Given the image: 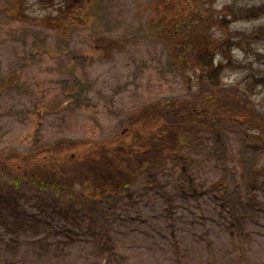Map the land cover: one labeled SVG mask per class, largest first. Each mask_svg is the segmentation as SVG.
Masks as SVG:
<instances>
[{
	"label": "rangeland",
	"instance_id": "1",
	"mask_svg": "<svg viewBox=\"0 0 264 264\" xmlns=\"http://www.w3.org/2000/svg\"><path fill=\"white\" fill-rule=\"evenodd\" d=\"M20 1L24 17L15 18L14 0H0V264H264V89L250 97L243 82L251 72L264 75V42L235 52L244 68L222 76L223 90L255 124L226 121L235 113L223 108L218 140L206 127L186 139L179 156L190 186L177 158L166 157L156 169L128 173V191L93 203L91 180L72 201L6 182L23 175L16 169L23 156L42 161L40 182L77 179L70 166L87 171L94 146L127 149L152 136L142 120L154 104L186 103L206 89L187 88L158 36L153 0H86L72 16L79 25L65 30L37 24L50 12ZM261 26L264 18L229 29ZM121 167L129 172L126 162Z\"/></svg>",
	"mask_w": 264,
	"mask_h": 264
},
{
	"label": "trees",
	"instance_id": "2",
	"mask_svg": "<svg viewBox=\"0 0 264 264\" xmlns=\"http://www.w3.org/2000/svg\"><path fill=\"white\" fill-rule=\"evenodd\" d=\"M32 1L39 8L50 12L44 17L37 18L36 23L57 30L71 29L79 25V22L72 17L75 9L87 1L91 2V0ZM215 1L153 0L152 2V10L159 29L158 36L169 45L170 58L186 77L187 88L192 91L194 88L203 87L206 89L205 92H201L197 98L186 103L173 100L154 104L152 111H148L142 120L145 128L149 126L146 131L152 130V136L144 134L143 138L136 139L133 145L126 146L127 149L114 147L110 143L94 146L95 155L93 158L87 157L89 158L87 163L90 165L87 171L83 172L77 164L70 166L75 169L76 174H80L77 179L64 178L54 182L45 179L44 182H40L36 174L45 168L42 161L38 163L35 157L23 156L20 158L19 165L16 166L18 171L24 172L23 175L13 177L10 174L11 179L6 184L15 190L28 188L40 192L49 188L56 197L61 193H67L71 199L76 187L83 189L86 182L91 185L89 181L93 180L95 192L90 193L88 199L95 203L97 196L128 191L132 185L128 173L131 175V173H145V171L156 169L163 158L167 157L177 158L182 166L183 178L190 186L191 179L187 176L186 161L179 156L182 148L185 147L186 139L194 138L204 132L206 127L207 131L213 133L218 140L216 128L222 121L219 120L221 112L217 111L219 109L223 111V108L235 113L226 121L240 123L245 120L247 125L255 124L254 117H250L252 112H249L248 107L241 105L231 94L223 90L222 76L229 68L236 70L244 68L235 61V52L245 54L252 45L264 42V26L251 32L229 29L235 22H255L264 18V0L259 5L253 6L241 5L239 0H226L220 10L213 7ZM182 4H187L191 9L189 14L180 11L179 5L182 6ZM14 6L12 17H24L21 1L14 0ZM108 45L112 47L116 46V43L109 40ZM243 82L244 91L250 97L257 96L264 89V75L259 76L251 72L245 76ZM242 112L245 113L241 117ZM141 147L144 149L143 154L138 155L136 150ZM124 157L130 160H124ZM135 158H139L140 161L134 162ZM144 158L149 160L145 162ZM123 162H126L129 170L125 175L121 171ZM30 168L33 173L27 178L26 174ZM62 170L66 171V169ZM12 171H14L13 168L10 172ZM100 173L104 175L97 178L96 176ZM1 181H3L2 178H0ZM71 200L74 201V199Z\"/></svg>",
	"mask_w": 264,
	"mask_h": 264
}]
</instances>
